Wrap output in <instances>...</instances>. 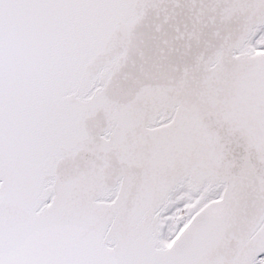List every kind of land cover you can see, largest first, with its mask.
<instances>
[{"label":"snow or ice","instance_id":"6c2138e0","mask_svg":"<svg viewBox=\"0 0 264 264\" xmlns=\"http://www.w3.org/2000/svg\"><path fill=\"white\" fill-rule=\"evenodd\" d=\"M0 264H264V0H0Z\"/></svg>","mask_w":264,"mask_h":264}]
</instances>
